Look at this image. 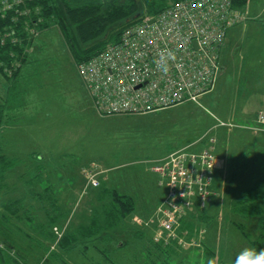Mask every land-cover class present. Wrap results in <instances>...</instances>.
Wrapping results in <instances>:
<instances>
[{"label":"rangeland","instance_id":"374dc122","mask_svg":"<svg viewBox=\"0 0 264 264\" xmlns=\"http://www.w3.org/2000/svg\"><path fill=\"white\" fill-rule=\"evenodd\" d=\"M248 5L242 10L244 19L236 25L249 19ZM258 6L257 12H260L263 3ZM247 26L245 41L242 43L239 36L233 52L229 49L226 54L230 64L222 63L221 58L226 38L213 84L204 96L191 102H202L201 105L209 112L204 107L187 103L150 113H101L80 67L75 66L70 52L61 46L60 32L53 28L37 36L29 57L30 65L22 70L23 75L18 82L23 92L20 102L15 98L12 103L8 102L9 84L0 75V103L7 107V115L0 125L3 152L22 161L1 182L6 184L0 191V246L10 242L15 247L6 255L15 257V252L19 251L30 264H34L37 258L39 261L42 258L43 264H62L58 259L49 261L48 254L41 251L34 239L50 243L40 230L50 228L48 215L53 213L55 204L62 205L66 213L52 227L59 237L65 230L76 229L82 224L83 217L89 216L96 208L95 203L101 205L96 200L97 189L87 184V177L91 174H95L100 182L106 180L108 185L133 195L137 204L134 215L138 217V226L157 239L156 231L162 210L166 207L163 203L167 192L160 183L156 184V176L150 173V164L161 155L158 160L167 157L170 147L203 133L209 136L216 133L220 155L218 168L215 167L216 187L214 185L212 189L215 200L208 207L210 214H216L215 219L199 223L193 236V232L182 230L186 233V236L179 234L182 244L169 252L156 250L148 241H134L130 248L112 253L113 259L116 264H208V260L214 258L216 264H232L244 247H251L234 221L245 223L246 229L256 235L257 218H242L231 212L234 201L253 183L263 181L261 189L264 188V128L261 129L260 123L256 128V124L240 123L234 113L237 106L249 107L256 112L259 93L264 91L260 72L256 75L264 64V23L258 21ZM204 113L232 122V126L216 128L213 126L215 120L210 117L205 119L211 124L208 126L201 120ZM199 120L205 125L201 126L202 122L196 125ZM236 121L240 124L235 127L233 122ZM32 151L45 156V160L37 161L41 165L37 167L40 168L39 173L43 174L39 178L33 177L35 164H31L30 170L24 161ZM143 169L145 171L141 173ZM16 198H23L19 217L6 207ZM179 230L180 227L176 234ZM188 236L193 239H185ZM119 238L127 240L125 236ZM161 240L165 247L167 239ZM56 243L57 240L51 243L52 249ZM2 253L5 255L6 249L3 248ZM132 253L136 255L134 260L129 259ZM88 257L100 258L91 250ZM65 259L69 264H92L75 253L66 255Z\"/></svg>","mask_w":264,"mask_h":264},{"label":"trees","instance_id":"16d2710c","mask_svg":"<svg viewBox=\"0 0 264 264\" xmlns=\"http://www.w3.org/2000/svg\"><path fill=\"white\" fill-rule=\"evenodd\" d=\"M178 1L181 0H0V75L9 84L8 102L12 103L14 98L18 102L22 99L23 92L18 82L23 75L22 70L30 65L32 46L37 36L56 28L62 38L61 46L70 52L75 66H86L98 57L107 45L120 41L126 28L133 27L147 16L158 15ZM249 1L231 0L233 6L239 9H243ZM6 115L7 107L5 103H0L1 126ZM219 126L229 127L228 125H221V123ZM206 141H208V135L203 133L181 145L170 147L167 154L186 146L199 151L198 144H204ZM1 142L0 138V191L3 184H6V182H1L4 181L7 173L22 163L19 157L6 155L3 152ZM161 157L152 161V166ZM42 159L45 160V156H42L41 152L32 151L24 160L26 167L30 170H32L31 164H35L34 178L43 175H40V168H37L38 166L41 167L37 161ZM90 170H92V166ZM97 179V186L89 184L88 177L87 184L91 188L97 189L96 200L101 202V205L97 206L95 203L96 208L92 210L89 216L83 217V223L76 229L65 230L60 237L57 236L52 227L58 224L66 216V213L62 205L57 206L55 204L52 206L53 213L48 215L51 220L50 228L47 231L46 229L40 230V233L46 236L50 243L36 242L34 239V242L40 245L41 251L48 254L47 259L49 261L58 259L62 264H69L65 259L66 255L75 253L81 258H85L84 260L92 262V264H116L112 253L119 249L130 248L129 245L134 241H148L149 244H153V248L166 253L182 244L180 232L186 236L183 231L187 233L191 231L193 236L197 232L196 227L199 223H209L216 217V214L208 212L209 203L215 200V195L211 192L206 202L198 200L195 210H190L186 216L180 219L181 223L179 221L177 226V228L180 227V230L176 237L167 239L165 247H163V240L154 239V235L150 237L143 228L138 226L136 222L138 217L134 215L137 204L133 195L118 190L116 186L108 185L106 180L100 182L99 178ZM214 179L215 168L211 189L214 185L216 187V180L214 181ZM262 182L257 181L244 190L231 207V212L242 218H257L258 233L256 235H252L246 229L245 223L234 221L235 226L248 240L250 246L257 250L264 248V207L262 206L264 195L260 194V192L264 193V188L261 189ZM23 198L9 201L6 206L7 209L14 212L16 217H19L18 211L22 208ZM8 218L10 219V217ZM120 236L127 237V240H122L119 238ZM192 236L185 237V239L190 241L193 239ZM55 240L57 243L52 249L51 243ZM3 244L1 243L0 246V264H30L28 258L21 256L17 249L18 252H15V257L6 255L14 251L15 247L10 242ZM3 248L7 251L5 255L2 253ZM90 250L91 252L94 251L100 258H89ZM135 256V253H132L129 259L134 260ZM10 258L12 259L9 260ZM38 259L35 260L34 264H43L42 258L40 261Z\"/></svg>","mask_w":264,"mask_h":264},{"label":"built area","instance_id":"2783aa9c","mask_svg":"<svg viewBox=\"0 0 264 264\" xmlns=\"http://www.w3.org/2000/svg\"><path fill=\"white\" fill-rule=\"evenodd\" d=\"M242 10L231 0H181L126 28L120 41L80 67L96 107L105 114H139L197 101L216 78L227 33L244 19ZM206 135L201 151L186 146L152 166L167 192L157 239L176 237L180 219L213 192L217 139ZM89 176L97 186L95 174Z\"/></svg>","mask_w":264,"mask_h":264},{"label":"crops","instance_id":"0c3cea01","mask_svg":"<svg viewBox=\"0 0 264 264\" xmlns=\"http://www.w3.org/2000/svg\"><path fill=\"white\" fill-rule=\"evenodd\" d=\"M251 2V3H250ZM260 2H262L263 3V7L261 8V10H260V12H257V10H258V8L260 7V6H258V4L260 3ZM250 3V4H249ZM249 5H248V8L246 9V12H247V16H248V20H246V21H244L243 23H240V24H238V25H235L234 27H232L229 31H228V35H227V42H226V45H225V47L223 48V51H222V53H221V58H223L222 59V63H229L230 64V60L228 59V57H227V53H228V51H229V49L231 50V52H233V48H234V46L236 45V42H237V40H238V38H239V36H241V39H240V41L242 42H244L245 41V35H246V31H245V27H248L247 26V24H254V23H257L258 21H262L263 23H264V0H255V2L253 3V1L252 0H250L249 1ZM244 9V8H243ZM242 42V43H243ZM263 62H264V50H263ZM263 66H264V64L262 65V67H260L258 70H257V72H256V75L260 72V75H261V79L263 80V82H264V76H263ZM225 78V77H224ZM208 94V93H207ZM207 94H205V95H207ZM204 96V95H203ZM258 101H259V107H258V109H257V111L256 112H252L251 110H250V108L249 107H247V109H244L243 107L241 108V107H238L237 106V108H236V110H235V112L234 113H236V115H238V122H242V123H244V124H252V125H254V124H256L255 125V128L256 127H258L259 126V121H258V115L260 114V112H264V91H260V93H259V96H258ZM187 103H189V104H193L194 106H196V107H199V106H201V107H204L203 105H201L202 104V102H201V104H194V103H191V102H184V103H181L182 105H185V104H187ZM181 104H178V105H180L181 106ZM177 105V106H178ZM208 112H209V110L206 108V107H204ZM235 109V108H234ZM212 118V120H215V123H214V125L213 126H215L216 128H219L220 126H219V123H220V121L221 122H224V123H227V124H232V122H226V121H224V120H222V119H220L218 116H215L214 117V115H213V117L211 116V114L209 115V114H205L204 113V115L201 117V120H203L205 123H206V125H208V126H210L211 124H208L206 121H205V119H210V118ZM256 118H257V122H255V120H256ZM201 120H199V121H197V124L196 125H199L201 122H202V124H201V126L202 125H205V123L203 122V121H201ZM183 121V120H182ZM233 123H235L236 124V126H237V124H240V123H237V121L236 122H233ZM195 125V126H196ZM260 126H261V124H260ZM262 127V126H261ZM259 129V128H258ZM261 129H263V128H261ZM215 133V132H214ZM261 135V134H260ZM214 136L216 137V139H217V135H216V133L214 134ZM217 144H218V141H217ZM216 144V150H215V156L217 157V160H216V168H218L217 167V161H218V155H219V151H218V145ZM180 145V144H179ZM199 146L197 147V148H199V151H201V149L203 148V144H198ZM168 152V151H167ZM161 156H163V155H161ZM160 156V157H161ZM219 157H220V155H219ZM221 159V158H220ZM151 165V172L150 173H152L153 175H155L156 176V178H155V182H156V184L157 183H159V178H158V175H157V173H155L154 171H152V164H150ZM146 167V166H145ZM144 171H145V169H143L142 171H141V173H144ZM153 178V177H152ZM158 178V179H157ZM148 179H150V177L148 178ZM147 179V180H148ZM146 180V181H147ZM145 182V181H144ZM147 184V183H146ZM145 185V184H144ZM90 186V185H89ZM159 186L157 185V188H158ZM163 194L165 195V189H164V192H163ZM162 201V200H161ZM162 202H160V204H161Z\"/></svg>","mask_w":264,"mask_h":264},{"label":"clouds","instance_id":"9594fccd","mask_svg":"<svg viewBox=\"0 0 264 264\" xmlns=\"http://www.w3.org/2000/svg\"><path fill=\"white\" fill-rule=\"evenodd\" d=\"M164 71H167L165 66ZM208 264H216L214 258ZM232 264H264V248L257 250L255 247H244L236 256Z\"/></svg>","mask_w":264,"mask_h":264},{"label":"water","instance_id":"95a60500","mask_svg":"<svg viewBox=\"0 0 264 264\" xmlns=\"http://www.w3.org/2000/svg\"><path fill=\"white\" fill-rule=\"evenodd\" d=\"M154 20H152V22H153Z\"/></svg>","mask_w":264,"mask_h":264}]
</instances>
